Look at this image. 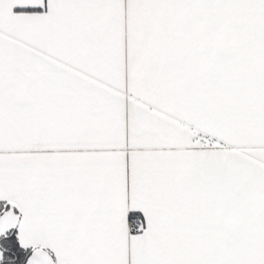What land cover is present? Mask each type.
I'll list each match as a JSON object with an SVG mask.
<instances>
[{
	"label": "crops",
	"instance_id": "1",
	"mask_svg": "<svg viewBox=\"0 0 264 264\" xmlns=\"http://www.w3.org/2000/svg\"><path fill=\"white\" fill-rule=\"evenodd\" d=\"M0 203L27 264H264V0H0Z\"/></svg>",
	"mask_w": 264,
	"mask_h": 264
},
{
	"label": "trees",
	"instance_id": "2",
	"mask_svg": "<svg viewBox=\"0 0 264 264\" xmlns=\"http://www.w3.org/2000/svg\"><path fill=\"white\" fill-rule=\"evenodd\" d=\"M11 207L10 203H0V217ZM137 217L136 214H132V222L137 223ZM0 250L2 252L0 264H27L36 249L22 248L18 241L17 230L12 229L0 237Z\"/></svg>",
	"mask_w": 264,
	"mask_h": 264
},
{
	"label": "built area",
	"instance_id": "3",
	"mask_svg": "<svg viewBox=\"0 0 264 264\" xmlns=\"http://www.w3.org/2000/svg\"><path fill=\"white\" fill-rule=\"evenodd\" d=\"M200 144L204 145V140H200ZM141 229H142V226H141V224L138 223V222H137V223H133V224L131 225V230H132L133 233H137V232H139Z\"/></svg>",
	"mask_w": 264,
	"mask_h": 264
}]
</instances>
